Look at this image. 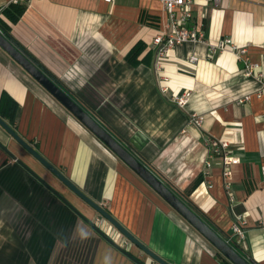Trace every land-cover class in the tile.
<instances>
[{
  "label": "crops",
  "instance_id": "0c3cea01",
  "mask_svg": "<svg viewBox=\"0 0 264 264\" xmlns=\"http://www.w3.org/2000/svg\"><path fill=\"white\" fill-rule=\"evenodd\" d=\"M12 2L0 0V20L19 47L119 141L145 137L140 150L130 145L136 157L242 256L264 264V1L194 0L192 25L204 26L205 40L165 59L153 47L167 24L157 1L28 0L15 23L2 12ZM226 38L246 53L228 47L211 57L210 45ZM136 46L134 65L127 58ZM247 60L260 65L250 79ZM161 76L169 78L165 94ZM185 92L182 108L172 98ZM5 93L18 105L13 129L141 243L171 264H232L0 48V101ZM193 114L202 125L190 123ZM214 140L239 160L228 184ZM3 147L87 220L102 219L0 126V264H136ZM101 229L156 264L108 222Z\"/></svg>",
  "mask_w": 264,
  "mask_h": 264
},
{
  "label": "water",
  "instance_id": "95a60500",
  "mask_svg": "<svg viewBox=\"0 0 264 264\" xmlns=\"http://www.w3.org/2000/svg\"><path fill=\"white\" fill-rule=\"evenodd\" d=\"M264 1V0H262ZM0 48L9 55L24 71H26L39 85H41L55 100H57L69 113H71L83 126H85L96 138H98L109 150H111L122 162H124L135 174H137L148 186H150L167 204H169L189 225H191L207 242H209L218 252L232 264H255L251 259L245 258L206 223L183 199L177 195L173 189L157 176L146 164L142 163L131 150L130 145L141 149L146 142L141 134L133 136L129 141L121 142L104 125L85 110L79 103L69 96L61 87L50 79L35 63L23 54L13 43H11L0 32ZM0 126L15 142L23 147L31 156L51 172L61 183H63L72 193L94 209L100 217L113 226L124 238L138 247L143 253L152 259L156 264H171L160 257L150 248L141 243L125 227H123L103 206L88 197L73 182L50 164L33 146L25 141L5 120L0 117ZM5 152L23 169L36 178L49 191L61 198L82 220H84L96 233L104 238L111 246L119 250L136 264H145L126 251L120 244L108 236L94 222L87 220L79 211L72 207L62 196L57 194L41 178H39L27 165L20 161L7 148Z\"/></svg>",
  "mask_w": 264,
  "mask_h": 264
},
{
  "label": "built area",
  "instance_id": "2783aa9c",
  "mask_svg": "<svg viewBox=\"0 0 264 264\" xmlns=\"http://www.w3.org/2000/svg\"><path fill=\"white\" fill-rule=\"evenodd\" d=\"M28 0H13L12 3L17 4L21 2H26ZM157 1L162 4L164 12L167 14V24L161 30V32L155 36L153 40V47L156 50L157 56L159 59L167 58L169 52L179 46H182L186 43H199L205 40V32L203 30V25L200 26V29L193 27V9L195 7L194 0H151ZM215 4H219L221 0H213ZM105 3L113 5L116 0H104ZM228 47H231L238 56L241 58L242 55L246 53L245 48H241L234 44L232 39H219L217 44L210 45L209 54L214 56L217 53L227 50ZM193 61H197L193 59ZM259 64H252L248 60L245 61V69L243 70V76L246 78L252 77L253 71L259 69ZM264 77L262 73L260 75ZM161 87L160 90L163 94L167 93V83L169 78L161 76ZM190 94L189 92L183 93V95H177L172 98V101L179 107H185L189 102ZM203 118L197 114H193L190 120V123L195 126L202 125ZM211 146L214 148V152L223 156V162L225 165L224 178L228 184V179L231 173V167L239 163L238 158L232 155V152L229 150V144L227 141H212ZM208 168L211 167V163H207ZM107 223L103 218L97 221L98 227ZM244 221L237 219L232 226L233 236L237 238V243L241 244L244 241ZM126 239V238H125ZM118 244H120L118 242ZM121 245V244H120Z\"/></svg>",
  "mask_w": 264,
  "mask_h": 264
},
{
  "label": "trees",
  "instance_id": "16d2710c",
  "mask_svg": "<svg viewBox=\"0 0 264 264\" xmlns=\"http://www.w3.org/2000/svg\"><path fill=\"white\" fill-rule=\"evenodd\" d=\"M25 10H26L25 5H23L21 3H17V4L12 3L8 7H6L4 10H2V12L9 19V21L15 23L21 18V16L24 14ZM9 30H10L9 27L0 20V31H1V33L11 43H13L23 54H25L33 63H35L50 79H52L59 87H61V83L57 78H55V77L51 76L49 73H47V71L36 60H34V58L29 53H27L24 50V48L19 47V45L16 43V41L10 35ZM138 54H139V49H138V46H136L129 53L128 58H127L128 61L131 64L136 65ZM74 100H76V99H74ZM76 102L79 103L85 110H87L81 102H79L77 100H76ZM17 109H18L17 103L6 93L3 94L1 97V101H0V117L3 118L4 120H6L12 128L15 127V122H16V115L15 114L17 112ZM88 112H90L91 115H93V113H94L91 111H88ZM231 245L233 246V248L235 250H237L240 253V251L238 250V248L236 246H234L233 244H231Z\"/></svg>",
  "mask_w": 264,
  "mask_h": 264
},
{
  "label": "rangeland",
  "instance_id": "374dc122",
  "mask_svg": "<svg viewBox=\"0 0 264 264\" xmlns=\"http://www.w3.org/2000/svg\"><path fill=\"white\" fill-rule=\"evenodd\" d=\"M121 1H123V2H125V1H129V2H132V1H135V0H117V2L119 3V2H121ZM107 222V221H106ZM114 228V227H113ZM145 254V253H144ZM146 255V254H145ZM147 256V255H146ZM147 258L152 262V259L150 258V257H148L147 256Z\"/></svg>",
  "mask_w": 264,
  "mask_h": 264
}]
</instances>
